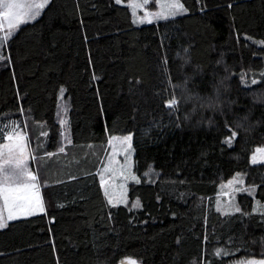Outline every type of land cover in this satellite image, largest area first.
<instances>
[{
  "label": "trees",
  "instance_id": "trees-1",
  "mask_svg": "<svg viewBox=\"0 0 264 264\" xmlns=\"http://www.w3.org/2000/svg\"><path fill=\"white\" fill-rule=\"evenodd\" d=\"M181 1L185 14L136 24L129 0H50L15 30L0 60V131L3 140L14 123L47 133L30 132L46 211L0 229V264L264 259V162H252L264 147V123L243 147V130L227 108L233 87L244 82L263 92L257 103L264 116V0ZM230 47L246 55L239 71ZM213 63L225 79L216 105L221 130L198 157L206 179H187L185 166L161 163V152L183 129L206 121L196 65ZM173 98L177 106L167 107ZM65 128L71 144L60 153ZM121 133L132 134L140 183L129 185L128 203L114 206L99 167L109 139ZM234 177L243 180L234 196L240 211H224L217 195Z\"/></svg>",
  "mask_w": 264,
  "mask_h": 264
},
{
  "label": "rangeland",
  "instance_id": "rangeland-1",
  "mask_svg": "<svg viewBox=\"0 0 264 264\" xmlns=\"http://www.w3.org/2000/svg\"><path fill=\"white\" fill-rule=\"evenodd\" d=\"M150 1L146 8L143 9H136L135 11L132 9L133 12V19L136 21L138 18L143 17L145 12H160L162 11L160 4L167 3L169 0H156V7H150ZM21 2H31V0H21ZM39 2V0H36ZM134 0H129V5L133 3ZM135 2H141V0H135ZM179 2L183 5L182 1ZM153 5V4H152ZM184 6V5H183ZM185 8V6H184ZM186 9V8H185ZM187 10L179 15L185 14ZM178 16V15H176ZM175 17V16H174ZM162 20V19H160ZM158 21L157 19L153 18V21ZM136 24H143L137 23ZM147 23V22H145ZM3 30H0V36H3ZM229 53L230 56V64L233 70L239 71L242 69L245 61L246 55L243 54L237 47H230L225 50ZM196 71L200 82L201 93L203 98V103L205 106L206 111V121L199 126L183 129L178 136L172 140L168 141L164 144L162 152H161V163L170 167L174 166H185L188 172L187 179H206V177L202 176L199 171L198 165V157L200 153L204 150L209 149L213 146L216 136L221 130L220 124L218 122L217 114H216V105L218 100L221 97V92L223 88V83L225 81L224 77L222 76L219 68L214 63L205 70L200 65H196ZM263 97V92L257 88H253L244 82H239L235 87H233L231 92V97L229 103L227 105L228 112L232 119L242 128L244 133V138L242 140V146L248 147V142L251 138L259 136L261 134V128L264 123V116L261 110L258 107V99ZM16 126L19 128L21 132H25L27 134V141L26 143V150L29 154L28 160V169L37 176L36 183L38 184V192L39 196L41 197L44 210L46 211V204L43 197V186L45 182H43L40 172L38 171V166L41 159V154H39L36 145H32L31 143V136L30 132L35 138L36 136L42 137L46 136L43 134H35L29 130L27 126L25 128H21L18 124ZM65 127V125H64ZM9 134L11 133L8 132ZM8 135V134H7ZM131 135V133H121L116 134L112 137L122 138L124 136ZM68 135L67 129H64L63 139L62 142L64 143L62 147L65 148V151H69L68 143L65 137ZM111 137V138H112ZM109 139V141L111 140ZM44 141V140H43ZM47 142V141H46ZM8 143L7 136L6 139L0 141V147L3 144ZM40 144V142H39ZM115 145V151L118 153L117 155H113V147L110 146V143L105 146L103 149V161L99 167V174L102 182V176L104 180L108 181V191L109 193L113 194L114 199L119 197L120 193L123 191L126 193V201L128 203V189L129 185L135 181L131 179V176H135L140 180V177L134 172L133 170V147H132V140H131V147L127 153L128 160L124 159L125 153L120 145H118L115 141L112 142ZM45 141L40 144L39 147H45ZM173 148L174 152L171 155L170 149ZM264 149V147L258 148ZM258 156V161H263L264 159H260L257 151L253 153V156ZM35 156L36 159H32L31 157ZM239 156V155H237ZM45 157V155H44ZM112 160V168L117 170V174L115 178L113 177L112 172H104V168L108 165V161ZM130 165V171L128 170V166ZM123 166L124 169V176L128 177L127 180H124L118 175L119 170ZM9 174L11 175V171L9 169ZM238 179L240 177L231 178L221 187V192L217 195V206L224 210V211H233L236 209L234 203V196L236 191L242 187ZM232 181L233 183H229ZM48 181H46L47 183ZM124 185V189L120 188V185ZM114 185V187H113ZM103 191L105 193V185L102 183ZM106 196V195H105ZM108 199V196H106ZM121 204V203H120ZM3 205V200L0 199V207ZM117 205V204H116ZM259 209H264V203H260L258 205ZM6 214V213H5ZM249 260H256L261 261L264 259H242L239 261H234L232 264H239L240 261H249ZM123 261H134L135 264H142L137 258L135 257H127Z\"/></svg>",
  "mask_w": 264,
  "mask_h": 264
},
{
  "label": "snow or ice",
  "instance_id": "snow-or-ice-1",
  "mask_svg": "<svg viewBox=\"0 0 264 264\" xmlns=\"http://www.w3.org/2000/svg\"><path fill=\"white\" fill-rule=\"evenodd\" d=\"M50 0H31V2H21V0H0V30H3V36H0V60L5 59V56L2 54L3 50L6 49L7 42L15 34L21 25L29 23L36 20L42 13V10L48 5ZM153 4L156 3V0H151ZM116 3H121V0H116ZM149 4V0H141V2H134L129 5L134 11L136 9L146 8ZM160 7L162 11L160 12H145L143 17L138 18L135 22L137 23H152L153 18L168 19L174 17L186 11L184 6L179 2V0H169L167 3H161ZM10 59V57H9ZM252 83H257L253 80ZM63 93V90H61ZM178 104V101L173 98L167 102V107L175 108ZM62 124L67 125V120H62ZM11 133L7 135L8 143H5L0 147V199L3 200V205L0 207V229L7 227L8 221H14L18 219L19 216H31L34 215L37 211H44L43 203L38 192L37 176L33 174L28 169V160L29 154L26 150V141L27 134L21 132L16 124L9 126ZM47 135V133H42ZM236 133L233 132L231 137L228 138L225 142L231 145L233 139L235 138ZM4 139L3 131H0V140ZM68 144H71V140L65 137ZM132 136L127 135L122 138L112 137L109 141L110 146L113 147V155L118 153L115 151V145L112 144L115 141L120 145L125 153L124 159L128 160V151L131 147ZM65 151L64 147L59 149L60 153ZM259 158L264 159V149L256 150ZM48 156L54 154L49 153ZM36 159L35 156L31 157ZM252 162H258V156L254 155L252 157ZM9 169L11 175L9 174ZM130 171V165L128 166ZM104 172H112L113 177L117 174V170L112 168V160L108 161V165L104 168ZM118 175L127 180L128 177L124 176L123 166L118 172ZM239 176V174H237ZM131 179L136 183H140V180L131 176ZM240 184H243L242 179H238ZM102 183L105 185V195L108 196V202L113 204L127 203L126 193L121 192L119 197H113L112 193L108 191V181L103 179ZM233 183L232 181L229 182ZM114 187V185H113ZM124 185H120L121 189H124ZM133 207H140L139 201H137ZM236 211H240L239 208ZM6 213V214H5ZM219 254V252H217ZM121 264H135L134 261H122ZM239 264H264V260L256 261H240Z\"/></svg>",
  "mask_w": 264,
  "mask_h": 264
},
{
  "label": "crops",
  "instance_id": "crops-1",
  "mask_svg": "<svg viewBox=\"0 0 264 264\" xmlns=\"http://www.w3.org/2000/svg\"><path fill=\"white\" fill-rule=\"evenodd\" d=\"M43 212H45V210ZM38 213H42V212L41 211H37L35 214H38ZM21 217H26V216H19L18 218H21Z\"/></svg>",
  "mask_w": 264,
  "mask_h": 264
}]
</instances>
